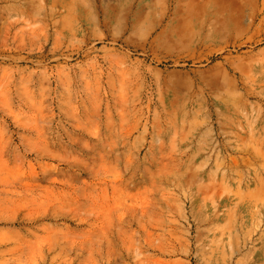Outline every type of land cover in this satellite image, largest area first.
I'll use <instances>...</instances> for the list:
<instances>
[{
  "label": "rangeland",
  "instance_id": "obj_1",
  "mask_svg": "<svg viewBox=\"0 0 264 264\" xmlns=\"http://www.w3.org/2000/svg\"><path fill=\"white\" fill-rule=\"evenodd\" d=\"M0 264H264V0H0Z\"/></svg>",
  "mask_w": 264,
  "mask_h": 264
}]
</instances>
